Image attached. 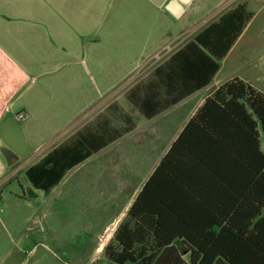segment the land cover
I'll return each mask as SVG.
<instances>
[{
    "label": "rangeland",
    "instance_id": "rangeland-1",
    "mask_svg": "<svg viewBox=\"0 0 264 264\" xmlns=\"http://www.w3.org/2000/svg\"><path fill=\"white\" fill-rule=\"evenodd\" d=\"M125 1L118 8L116 6L117 10L113 7L109 13L106 12L104 26L95 37V43L88 44L87 60L84 59L85 65L80 67L86 75L80 78L79 90L65 91V84L75 82L64 81V76L51 82L39 80L33 88L40 90V99L48 100V105L35 108L29 101L25 107L22 103L25 104L30 94L28 90L21 96L20 101L24 102H14L4 119L0 120V138L17 153L15 158L18 161L13 157L11 161L14 163L16 160L19 164L6 167L0 176L5 181L0 184V264H114L103 251L99 253L96 250L99 236L112 222L116 210L114 203L100 204L99 198L95 197L99 173H90L89 166L83 170L71 167L47 194L36 192L35 195L32 186L26 184L30 183L26 171L15 174V170L28 161L27 166L34 164L38 156L53 144L60 145L70 123L77 125L81 122L92 129L95 123L109 118L112 110L108 106L116 92L135 82L149 59L154 61L146 72L152 71L227 9L226 6L218 8L222 0H197L180 18L160 19L155 8L147 10L148 5L142 0ZM233 2H244L252 18L226 61L225 71L240 69L236 76L245 78L246 74V78H251L256 55L257 58L264 56V0ZM145 14L148 22L143 19ZM90 54L94 57L92 61ZM261 67L262 79L256 86L264 89V59ZM206 91L197 93L193 104L198 103ZM126 92L120 93L121 99L126 100ZM106 102L107 107H101ZM21 113L27 119L17 121ZM184 118L181 117L179 122ZM126 142V139L120 140L115 157L114 150H108L111 156H107L105 151L102 176L108 175L106 169L111 166V157L113 170L127 164L129 157L123 153L128 147ZM262 143L264 151V140ZM152 150L153 147L150 152ZM138 158L144 159L140 169L145 172L152 166L155 156L150 154ZM93 159L87 163L94 164ZM113 174L118 179L124 175L121 171L116 175L115 170ZM125 206L126 203L118 204L121 212ZM124 220L125 216L116 222L119 224Z\"/></svg>",
    "mask_w": 264,
    "mask_h": 264
},
{
    "label": "trees",
    "instance_id": "trees-1",
    "mask_svg": "<svg viewBox=\"0 0 264 264\" xmlns=\"http://www.w3.org/2000/svg\"><path fill=\"white\" fill-rule=\"evenodd\" d=\"M251 18L246 5L237 4L179 51L191 54L181 59L191 88L210 82ZM261 138L264 94L239 79L221 84L155 169L105 257L114 264H264ZM92 152L88 148L83 160ZM36 170L26 176L37 188V175L55 174L50 188L63 174Z\"/></svg>",
    "mask_w": 264,
    "mask_h": 264
},
{
    "label": "crops",
    "instance_id": "crops-1",
    "mask_svg": "<svg viewBox=\"0 0 264 264\" xmlns=\"http://www.w3.org/2000/svg\"><path fill=\"white\" fill-rule=\"evenodd\" d=\"M142 1L143 4L148 5L147 10L154 7L160 19L173 17L165 9L169 0ZM196 1L193 0L186 5L184 12ZM222 1L218 3V5L220 4L218 8L226 6L227 9H222L221 12L223 10L224 12L218 17L237 4L244 3H236L233 2L234 0ZM124 3H126L125 0H0V120L4 119L14 102L22 100V94L28 90H30V94L25 104L22 103L25 107L29 101L35 108L48 105V100L40 99V90H36V87L33 88V84L39 80L51 82L62 79L64 76V81L73 80L75 82L70 85L65 84V91L71 89L76 92L79 90L81 88L80 78L86 75V72H82L80 67L82 64L85 65L84 59L87 60L88 44L95 43V37L104 26L106 12L109 13L110 8L113 7L117 10L118 5L121 6ZM143 19L147 20L146 14ZM242 36L237 39L227 55L218 62L219 69L210 82L199 89L190 87L193 86L192 79L186 77L181 69L183 63L181 59L191 54L179 53V51L192 39L170 54L152 71L146 72L154 61L149 59L141 74L143 77L137 81L140 75L135 82L122 87L120 92H116V96L108 106L112 110L109 118L95 123L92 129H88L81 122L77 125L70 123L65 133L66 137L60 145L53 144L48 151L39 156L37 154L38 158L34 164L27 166L28 161L20 165L15 170V174L21 171L27 172L28 169L34 167L37 168L36 172L46 170L47 173L64 174L74 164L72 168L83 170L89 166L90 173H99L97 185L95 184V197L99 198L100 204L106 202L116 205L112 222L105 226V232L101 233L98 239L96 250L99 253L103 251L104 254L105 246L111 241L121 224L116 221H120L124 216L125 220L127 219L128 212L139 193L201 103L221 84L232 79L242 80L264 94V89L256 86L262 79L263 55L258 58L256 55V63L253 66L254 76L251 78H246V74L245 78L236 76L240 69L225 71L226 61L236 45L239 44ZM89 56L92 61L94 57L92 54ZM223 73L224 75L221 77ZM65 77H67L66 80ZM123 90H127L126 100L120 97ZM205 90L207 91L200 101L193 104L194 96ZM107 104L106 102L101 107H107ZM30 113L33 116V112ZM185 114L188 115L186 118H184ZM181 117L184 119L179 122ZM26 119L27 117L23 120ZM16 120L19 121V119ZM124 139H126L125 145L128 144V147L124 148L123 153L129 157L128 162L125 166L122 165V168L118 167V170L114 167L116 175L119 174V171L124 175L121 176L122 179L115 177L111 157L109 163L111 166L107 167L108 175H105V178L100 174L105 169L102 166L104 153L106 151L107 156H111L108 150L111 149L112 152L114 150L115 157L119 152V142ZM262 140L264 139L261 138V148ZM152 141L155 142V145ZM152 147L153 150L150 152ZM88 148L93 149V152L83 160ZM150 154L155 158H153L152 166H149L150 169L144 172L140 169L144 159L141 161L138 157ZM12 157L17 160L18 158H15L17 153L0 138V176L6 167L19 165L18 160H15L14 163L11 161ZM92 158L95 163H87ZM98 159L99 163H96ZM105 165L107 166V163ZM176 171L181 172L177 168ZM54 175L52 174L50 177H48L49 175L47 177L37 175L39 188L32 185L31 182V184H26H29V187L32 186L35 195L38 192L47 194L50 188L56 186L48 188L50 179L53 181ZM4 182L0 179V184ZM42 187L47 190H43ZM120 202L126 203L122 212L118 207Z\"/></svg>",
    "mask_w": 264,
    "mask_h": 264
},
{
    "label": "water",
    "instance_id": "water-1",
    "mask_svg": "<svg viewBox=\"0 0 264 264\" xmlns=\"http://www.w3.org/2000/svg\"><path fill=\"white\" fill-rule=\"evenodd\" d=\"M193 0H169L165 9L175 18H179L184 12V7Z\"/></svg>",
    "mask_w": 264,
    "mask_h": 264
},
{
    "label": "built area",
    "instance_id": "built-area-1",
    "mask_svg": "<svg viewBox=\"0 0 264 264\" xmlns=\"http://www.w3.org/2000/svg\"><path fill=\"white\" fill-rule=\"evenodd\" d=\"M17 118L19 119V120H23V119H25L26 118V116L24 115V114H19L18 116H17Z\"/></svg>",
    "mask_w": 264,
    "mask_h": 264
}]
</instances>
